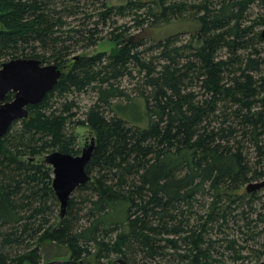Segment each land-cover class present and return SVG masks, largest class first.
<instances>
[{"label":"trees","instance_id":"trees-1","mask_svg":"<svg viewBox=\"0 0 264 264\" xmlns=\"http://www.w3.org/2000/svg\"><path fill=\"white\" fill-rule=\"evenodd\" d=\"M81 1L0 0V64L32 57L66 65L0 137V264H215L225 251L244 258L242 248L260 260L264 187L258 195L243 186L264 177V15L249 16L264 0H152L157 9L89 0L99 4L90 11ZM115 15L133 23L114 22L113 48L70 60ZM183 18L194 24L186 41L168 35L145 46L137 38ZM124 76H139L130 92L120 87ZM87 89L94 100L75 117L68 95ZM135 105L137 119L127 112ZM79 126L94 131L91 179L60 217L51 167L32 158L79 153ZM45 242L68 257L44 262Z\"/></svg>","mask_w":264,"mask_h":264},{"label":"water","instance_id":"water-1","mask_svg":"<svg viewBox=\"0 0 264 264\" xmlns=\"http://www.w3.org/2000/svg\"><path fill=\"white\" fill-rule=\"evenodd\" d=\"M260 35L264 38V28ZM65 67L56 63H42L39 59L32 57L11 58L0 64V137L6 133L13 122L28 117L27 106L38 103L53 88ZM8 92L12 93L11 99H6ZM75 133L80 147L79 153L53 150L32 158L51 167V186L59 203L60 217L65 214L68 199L74 189L91 179L85 170V165L95 148L94 131L86 126H79ZM262 187H264V177L247 183L245 189L247 192H253ZM116 262L130 264L122 257H118ZM220 264L247 263L221 262ZM255 264H264V259Z\"/></svg>","mask_w":264,"mask_h":264},{"label":"rangeland","instance_id":"rangeland-1","mask_svg":"<svg viewBox=\"0 0 264 264\" xmlns=\"http://www.w3.org/2000/svg\"><path fill=\"white\" fill-rule=\"evenodd\" d=\"M143 1H145L147 4H152V0H143ZM105 2L108 6H116V5L125 4L127 2V0H105ZM81 3L85 4L88 11H90L93 7H97L99 5L98 3H95L94 1L91 2L89 0H82ZM152 7L154 9L158 8L156 6V4H152ZM260 15H264V7L259 6L258 4L252 5L250 7V10H249L250 18L256 19ZM66 21L70 24H76L77 23L76 20H72L69 18ZM115 21H116V26L123 24V23H125L127 25L133 23V21L131 20V15H125V16L115 15V16H113V24L110 23V21L104 25H102L101 23L98 24L96 34H98V36H100L102 38L100 40H98L95 45H91V46L85 47V48H82V44H81L82 42H79L78 44H76L75 50L69 56L70 60H72V56L76 57L77 55H81V54L91 55V54H94V53L100 52V51L109 52L113 48V42L111 40H109V36H110L109 32L111 31L112 26L113 27L115 26L114 25ZM88 25L90 26L91 24L88 23ZM148 27L149 26H147L146 30L142 32V35L137 37L139 39L141 37L144 38V45L145 46L152 44L153 39L164 38L168 35H177L181 42L186 41L191 36V30L190 29H194V24L190 21V19L183 18V19L174 20V21H171L168 23L162 22V23H160L154 27H150V28H148ZM263 28H264V25L258 26V29L260 32ZM130 31L132 33H135V28H130ZM195 43L196 42L194 41V44ZM134 77L135 78H129V77L124 76L120 81V87H122L123 89H125L128 92L132 91V89L137 85L138 79H139L138 78L139 76H134ZM94 97H95V92L91 89H87V90L80 91V92L75 91V92L70 93L68 95V99H73L77 104V106H75L73 108V110L76 111L75 117H80V118L83 117V112L93 102ZM137 99L140 102V99L139 98H137ZM127 112H128V114H130L131 117H134L136 119L139 117V114H140V111L136 105L134 107H129L127 109ZM72 127L74 129V125L71 126V129H72ZM245 186L246 185L243 186V189H245ZM257 191H258V193H257L258 195L263 194L262 190H257ZM259 197H261V196H259ZM261 204H262V201H258V203L255 204L256 208L260 209ZM56 213L57 214L59 213V205L57 206ZM239 241H240L239 244H244L243 242H241V240H239ZM249 249L250 248H248V249L242 248L241 253L243 255H245V257L240 259V260L239 259L233 260L229 256V254H232V252H230V251L226 252L225 251L223 253L222 260L220 262L215 263V264H220L221 262H245L247 264H255L257 262V260H254V257L250 254ZM41 256H42V260L44 262L45 261H48V262H50V261H61V260H64L65 258L68 257V253H67L66 248H64L62 246H57L54 243L45 242L41 248ZM262 259H264V256L260 260H262ZM260 260H258V261H260ZM156 262H159L160 264H162L161 261H159L157 259H155V260L150 259V260H147L146 262H142V264H153Z\"/></svg>","mask_w":264,"mask_h":264},{"label":"flooded vegetation","instance_id":"flooded-vegetation-1","mask_svg":"<svg viewBox=\"0 0 264 264\" xmlns=\"http://www.w3.org/2000/svg\"><path fill=\"white\" fill-rule=\"evenodd\" d=\"M66 66V65H65ZM66 68V67H65ZM79 149H80V147H79ZM80 152V151H79ZM258 262V261H257Z\"/></svg>","mask_w":264,"mask_h":264},{"label":"bare ground","instance_id":"bare-ground-1","mask_svg":"<svg viewBox=\"0 0 264 264\" xmlns=\"http://www.w3.org/2000/svg\"><path fill=\"white\" fill-rule=\"evenodd\" d=\"M4 62V61H3Z\"/></svg>","mask_w":264,"mask_h":264}]
</instances>
